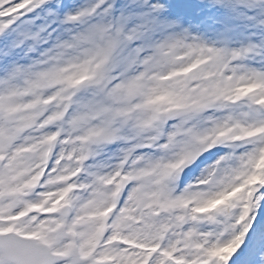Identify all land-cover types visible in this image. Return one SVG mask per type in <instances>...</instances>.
Listing matches in <instances>:
<instances>
[{
	"label": "snow or ice",
	"instance_id": "obj_1",
	"mask_svg": "<svg viewBox=\"0 0 264 264\" xmlns=\"http://www.w3.org/2000/svg\"><path fill=\"white\" fill-rule=\"evenodd\" d=\"M0 264H264V0H0Z\"/></svg>",
	"mask_w": 264,
	"mask_h": 264
}]
</instances>
